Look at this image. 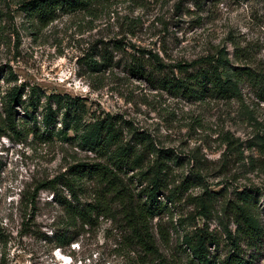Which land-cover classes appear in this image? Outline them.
<instances>
[{"label":"rangeland","instance_id":"rangeland-1","mask_svg":"<svg viewBox=\"0 0 264 264\" xmlns=\"http://www.w3.org/2000/svg\"><path fill=\"white\" fill-rule=\"evenodd\" d=\"M22 1L0 0V264H191L182 237L196 227L218 237L209 252L221 259L230 249L224 227L236 229L226 205L243 189L252 192L264 230V0H108L91 11L60 12L47 24L27 15ZM219 48L233 66L257 76L243 77L240 96L209 93L194 100L161 86L163 75H183L178 63ZM104 54L106 65L90 68L89 59L104 62ZM135 61L143 64V75L130 71ZM14 89L23 101L13 103L18 130L6 125V99ZM31 96L35 121L26 117ZM48 103L57 111L52 132L41 123ZM66 110L81 118L60 135ZM105 117L122 142L141 151L135 140L144 135L171 150L176 157L167 160L169 188L188 180L178 198L148 222L157 256L126 243L115 202L111 212L93 214L91 225H71L49 189L38 192L34 214L22 201L39 181L70 177L74 164L106 162L81 148L75 136L88 121ZM154 158L146 153L144 166ZM120 176L140 199L146 181H139L137 170ZM96 189L94 178H83L79 201L92 202ZM200 196L208 198L207 216L198 213ZM62 229L74 238L58 246L54 236ZM241 248L248 264H264V234L255 246L242 241Z\"/></svg>","mask_w":264,"mask_h":264},{"label":"trees","instance_id":"trees-1","mask_svg":"<svg viewBox=\"0 0 264 264\" xmlns=\"http://www.w3.org/2000/svg\"><path fill=\"white\" fill-rule=\"evenodd\" d=\"M105 1L108 0H23L20 6L27 15L40 24H47L60 12L91 11L94 6ZM102 56L104 62H97L90 58V68L100 69L101 66H105L108 58L106 54ZM154 57V65L158 66L161 71L163 64L157 55ZM176 67L183 75L181 77L163 75L161 86L173 94L194 100H202L209 93L223 99L236 98L240 96V84L243 77L251 80L257 79L250 69L233 66L227 57L225 48H219L214 54L200 57L189 63H178ZM189 68H193V71ZM129 69L132 73L143 75V64L140 61H135ZM30 99L28 105L32 106V111L26 117L35 121L36 117L33 112L36 105L32 96ZM22 102L21 91L14 89L9 92L6 99V125L10 129L18 130L13 103L22 104ZM56 117L57 111L53 110L51 104L48 103L41 119L45 131H54ZM80 118L71 115L66 110L62 113L63 128L58 131V134L65 135L66 130L71 127L70 124L79 122ZM119 134L112 119L106 117L88 121L79 133L76 129L75 136L78 145L97 153L99 157L106 159V162L74 164L70 167V177L59 179L55 176L52 179L39 181L28 196L22 197V201H25L26 206H29L34 214L38 192L41 189H49L54 202L66 210L68 215L66 224L71 225H75L78 220L82 224L91 225L93 214L98 217L105 212H111L112 202H115L119 205L124 227L127 230L126 243L135 245L144 256L154 257L158 255L159 249L154 235L150 232L148 222L167 209V202H173L178 198V189H186L189 186L188 180L184 179L178 186L169 188L167 160L176 157L172 155L171 150L160 149L148 136L139 135L135 142L142 146L140 151L136 149L135 143L122 142ZM260 137L264 141V129ZM149 152L155 153V158L151 164L144 166V155ZM129 168L137 170V178L140 182L146 181V185L137 194L140 199H137L136 195L130 191L120 176V173ZM83 178L95 179L96 197L92 202L79 201V190ZM60 185L68 190L70 198L62 193ZM165 190H167L164 196L165 202H162L160 196H163L161 192ZM197 199V206L200 208L199 215L207 216L210 210V205L206 202L208 198L200 196ZM226 208L236 226L234 232L224 227L230 249L221 259L215 254H210L209 247L219 245L218 237L209 232L207 228L196 227L182 237L191 264H248L241 248V242H246V245L250 247L255 246L264 234L252 192L248 189L241 190L237 193L235 200L228 201ZM65 231L62 229L61 233L54 236L58 246L68 244L74 238Z\"/></svg>","mask_w":264,"mask_h":264}]
</instances>
